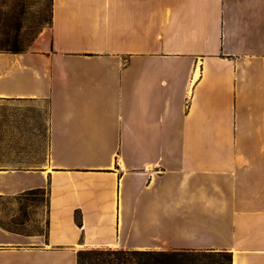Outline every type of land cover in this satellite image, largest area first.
Masks as SVG:
<instances>
[{
    "label": "crops",
    "instance_id": "1",
    "mask_svg": "<svg viewBox=\"0 0 264 264\" xmlns=\"http://www.w3.org/2000/svg\"><path fill=\"white\" fill-rule=\"evenodd\" d=\"M50 6L24 52H0V109L35 112L1 111L0 140L35 144L0 148V198L48 200L45 234L0 227V264L96 249L264 264V0Z\"/></svg>",
    "mask_w": 264,
    "mask_h": 264
},
{
    "label": "rangeland",
    "instance_id": "2",
    "mask_svg": "<svg viewBox=\"0 0 264 264\" xmlns=\"http://www.w3.org/2000/svg\"><path fill=\"white\" fill-rule=\"evenodd\" d=\"M50 23V0H0V33L8 31L16 36L18 47L23 51L34 40L39 33L49 27ZM14 105L11 108H3L1 111H10L20 116L24 124L28 123V117H33L34 108ZM1 108V107H0ZM19 112V113H18ZM8 112H5L7 114ZM1 137V135H0ZM37 143V142H36ZM42 143V142H41ZM4 144V145H3ZM34 142L26 141H3L0 140V148L14 147L17 149H32ZM34 196H21L19 203L28 216L30 222L25 225L27 233L36 229H42L44 224H39L38 213H43V206L32 205L31 200ZM18 204L12 198L0 199V221L8 222L11 215L16 213Z\"/></svg>",
    "mask_w": 264,
    "mask_h": 264
},
{
    "label": "trees",
    "instance_id": "3",
    "mask_svg": "<svg viewBox=\"0 0 264 264\" xmlns=\"http://www.w3.org/2000/svg\"><path fill=\"white\" fill-rule=\"evenodd\" d=\"M10 35L8 31L0 33V52L7 54H19L24 52L27 48L22 51L18 47L17 37ZM27 195L34 196V199L31 200L32 205H41L43 209L47 208V192L44 189L29 191L20 196L13 197L12 199L16 201L18 208L16 213L11 215V219L8 222L0 221L1 228L11 232L30 234L25 230V225L28 224L30 220L28 219L23 205L18 202L21 196ZM41 228L42 229H36L31 233L45 234L46 222H44ZM76 256L77 264H231L230 254L211 252H150L96 249L78 251Z\"/></svg>",
    "mask_w": 264,
    "mask_h": 264
}]
</instances>
